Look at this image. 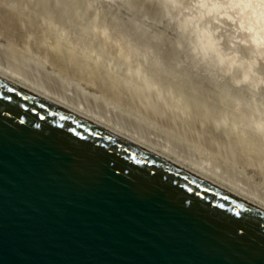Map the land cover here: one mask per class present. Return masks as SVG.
<instances>
[{
  "label": "water",
  "instance_id": "water-1",
  "mask_svg": "<svg viewBox=\"0 0 264 264\" xmlns=\"http://www.w3.org/2000/svg\"><path fill=\"white\" fill-rule=\"evenodd\" d=\"M0 264H264V210L0 74Z\"/></svg>",
  "mask_w": 264,
  "mask_h": 264
},
{
  "label": "rangeland",
  "instance_id": "rangeland-1",
  "mask_svg": "<svg viewBox=\"0 0 264 264\" xmlns=\"http://www.w3.org/2000/svg\"><path fill=\"white\" fill-rule=\"evenodd\" d=\"M46 1L47 2L44 1L45 3H43V0H36V1L35 0H11V1L10 0H0V62L1 63H3L6 66L13 68L14 70H16V72H19V73L23 74L24 76L31 77V78L33 77L32 79L37 80V81L39 80L40 82L45 83V85L47 84V87L50 86V88H52V89L56 90L58 93H60L61 96H66V97H70L73 99L76 98L79 100V102H80V100H81V102H84L85 105H86V103H88V105H86V106H91L92 109H94L95 111L97 110V112H100L101 114H104L105 116L107 115V117L109 115L108 118L111 117V119L114 118L113 120L117 119V120L121 121L122 125L124 127H127V128H129V127L133 128L134 127V129L137 128V130L142 132V134L146 131L144 133V137L147 136V137L151 138L152 140L154 139V141H156V142L159 141V142H162L163 144L165 143V145L167 144L168 147H170V148L172 147V149L176 153L178 152L180 155H183V157H186L188 159L190 157L191 160L206 164L209 168L215 170L216 172H218L221 175H224V176L232 179L236 183H239L240 185L244 186L247 190H250L253 193L255 192L259 195H263V197H264V160H263L264 159V148H263L264 147V143H263L264 137H262L261 134L258 136L257 134L254 133L256 135V137H258V138H256V137L253 138V140L255 138L258 139V140L255 139L256 140L255 143L258 146V148H256L257 151H255V152H254L255 149L254 150H250V149L248 150L247 149V152H245L246 150L240 151L243 148L242 147L243 145L239 144L237 146V144L240 142H236L237 141L236 136H238V138H240L239 136H241L242 134H247V132L243 133V131H245L246 128L248 131V128L251 125L250 124L251 122L248 123L247 120L250 121V119L252 118L251 120L253 122H255V124L252 123V127H253V125L257 126L259 124V122H260V125L261 124L264 125V122L261 121V120H264V117H263L264 116V103H263L264 100H261L262 102L260 101L261 103H258L257 107H255L258 112L254 116L252 113H249L248 111H251V110H250V108L248 110L247 105L249 104L248 101H249L250 97L246 95L247 93L243 92V90H241L242 92L241 91L238 92L237 90H239V88H241V87H239L237 89V87H235V86L233 87V84L231 82L226 81L227 79L231 80V76L228 77L229 75H227V76H225V78L222 76L224 78V80H221L222 78H220L221 75L218 73V70H216V68L214 69L209 64L207 66L208 62H206L205 60L202 61V62H205L204 64H202V62H201L203 67L201 65H199V60L197 58V55L193 54V52L190 50V47H188V43L186 40L187 38L185 36H183L182 34H179L181 32H179V30L177 28H175V26H174L175 24H173V23L170 24V23H168L167 18H163V15H162L163 13L161 12L162 10L160 11L161 6H159L161 4H159L158 0H157V2H156V0H132L131 5L133 7V10H131L132 7H130L131 9H129V7H124L125 8V10H124V8L122 9V7L120 8L118 5L112 6V7H114V9L112 8L113 13H116V11H117V14H120V15L122 14L124 17H127V18L132 16V14H134L133 17L135 18L136 17L135 12H137V11H138L136 14L137 18L139 17V15H138L139 13H140V16L142 14L143 17H140V18L145 19V20L144 19L143 20L141 19V20H142V22H145L146 25H144L145 23H143L144 26L141 25L142 28H139V29H137V27H135L132 23H131V25H129L130 23H128L129 21L126 18H125V20H124V18H121L124 21L123 23H126V25H125V24L121 23L122 21H121L120 17H116L115 14H113V13H112L113 15H110L108 10H111V7H109V5H107L105 3H101L103 5H99L100 3H98L96 6L97 8H96L95 7L96 2H94V0H80L81 2L79 1L78 4H77V2H74L77 4L76 10L77 11L79 10L77 12V11H75V7H72L74 4V3H72L73 0L70 1L72 3V5H70L71 3L68 4L69 2H66L65 0H61L62 3L60 2V0H55V2L57 1L58 3L57 2L55 3L53 0L52 1L46 0ZM49 1L52 4H54L52 7L53 10H51V7H49V6H52L51 4H48ZM63 1L66 3H63ZM91 1L94 2V4L91 3ZM129 2H130V0H129ZM157 3H158V5H157ZM45 4H47V6ZM92 4L94 5V8L92 7L93 6ZM66 5L68 7H66ZM69 5L71 6L70 8H69ZM98 5H99V7H98ZM129 5H130V3H129ZM57 6H59V7L61 6L60 7L61 11H60L59 7H58L59 8L58 11L57 10L54 11V9H57L54 7H57ZM100 6H102L101 10H105V11H101ZM44 8H45V10H43ZM46 8H49L51 11H49V9H46ZM72 8H74V9H72ZM63 9L67 10V12H68L67 14H69V12H70L69 15H72L74 12H77V13H74V15L75 14H77V15H75V17H74V15H72L73 17L68 16L65 13L66 11L62 12ZM70 9L73 11H71ZM115 9H117V10L115 11ZM93 10L98 11V12H95ZM126 10H130V12L126 11ZM131 11H132V14H131ZM55 12H56V14H55ZM60 12L62 13V15ZM71 12H73V13H71ZM141 12H143L144 14ZM159 12H161L160 13L161 15H159ZM45 13H47V14H45ZM82 14H83V16H82ZM39 15H41V18ZM56 15H58V16H56ZM64 15H66V16H64ZM156 15L157 16L159 15L158 16L159 17L158 22L156 21V19L158 18ZM76 16H78V21L81 19H82L81 21H83V22L85 21V23H83V25L84 24L90 25L86 21L91 23L92 22L91 20L93 19V17H95L93 19L95 22L93 21L91 24L94 23L96 25V27L93 24L92 29H91L92 25H91V27L87 26L88 29H87L86 25H84L85 26L84 28H82V27L79 28L80 27L79 24H82V22L79 21V23L77 24L76 22H78V21L76 20L77 19ZM85 16H89L90 21H89V19L87 20L88 17L86 18ZM109 16H112V17H109ZM46 17H47V19H46ZM53 17H55L56 19ZM58 17L60 19H58ZM65 17H69L70 21H68L67 18L65 19ZM79 17H81V19ZM83 17H85V20H83ZM160 17L162 18L161 21H160ZM74 18L76 21H74ZM62 19H64V20H62ZM60 20H62V22ZM162 20H163V23L161 24ZM67 21L72 23V24L75 22L74 23L75 25L73 24L74 26L73 25L71 26V24L68 23ZM115 21H117V22H115ZM64 22L68 23V25L70 24V27L68 25L64 24ZM118 22H119V24L116 25V23H118ZM110 23H112V24H110ZM167 24H169V25H167ZM132 25L134 26V28ZM76 26H77V28H76ZM172 26H173V28H171ZM73 27L76 28L75 29L76 32H74V33L72 31ZM85 28H86V30H84ZM98 28L100 30H96ZM102 28H103V30H102ZM104 28H106L107 32L106 31L104 32ZM81 29L84 30V32L85 31L87 32V30H89V29H91V30L94 29L93 32L96 31L95 33L92 34L93 36H91V35H90L91 37L89 36L90 38H93L92 40H94L91 43V45L93 44L92 46H90V47L88 46L89 40L84 41V43L82 42L81 38L85 37V38H83L84 40H86L87 38H86V36L83 35L84 32ZM132 29H134V31ZM78 30L80 32L82 31V33L80 34V32H78ZM91 30H89V31L92 32ZM101 30L103 31V33ZM126 30H128V31H126ZM98 31H101L102 35L100 32H99L100 35H98ZM121 31H122V33H121ZM135 31H137V32H135ZM146 31L147 32L149 31L150 33H152V35H150V33L149 32L147 33ZM134 32L135 33L139 32V38H138V34L136 35V34H134ZM154 32H156V33H154ZM75 33H77L78 35L80 34L83 37L80 35L77 37V36H75V35H77ZM141 33H143L144 36ZM60 34H62V35H60ZM106 34L109 36H112V37H109ZM114 34H116V35H114ZM119 34H121V36L123 34H126V35L125 36L123 35L122 38L121 37L119 38V36H120ZM153 34H155V35H153ZM94 36L97 40L100 38V40L102 39V41L98 40V42L100 41V43H97ZM98 36H100V37L98 38ZM130 37H132V38H130ZM134 37H136V38H134ZM145 37H147V38H145ZM151 37H154V38L152 39ZM79 38H80V40H79ZM47 39H48V41H47ZM72 39H73V41H72ZM118 39H120L121 41L119 42ZM123 40H125L126 43L129 42V45L133 42L132 43L133 47L137 44V47L135 46L136 48H138V45L140 48L143 45L144 46L146 45L145 46L146 48L148 46L153 47V50L151 48L150 49L152 50V52H151L152 56L153 55H155V56H153V58H150L151 57L150 52H147V51H149V49H148L149 47L146 50V48L143 46L145 48L144 51L147 52V56H145L144 54L143 55L148 60L147 61L148 63L145 61L146 59L144 60V58H143L144 56L142 55V53L144 52L143 47L141 48V50H140V48L138 50H140L141 52L143 51L141 53V56H143L142 59L145 62H143V60L141 59V56H137L139 59H141L140 60L141 63L142 62L143 63L141 65L138 64L139 66L137 65V63H131V61H133V60H131L133 58V55H132L131 59H130L131 55H129V57L124 58V56L126 55L125 53L127 52V56H128V54L131 53V52L128 53V51H130L131 49L133 50V51L131 50L132 51L131 54H133V52L134 53L138 52L137 55H139L140 52L137 49H135L136 52L134 51L133 48L129 49L128 43L125 44V42ZM133 40L135 41V43ZM176 40L178 43L176 42ZM183 40H185L186 43H183L184 42ZM112 41L114 42V44H110ZM85 42L88 43L87 46L90 50L88 48H85V47H87V46H85L86 45ZM90 42H91V40H90ZM101 42H104V43H101ZM136 42H138V43H136ZM122 43H124V44L122 45ZM181 43H182V45H179ZM120 44L122 45V47L120 46V49H119L118 46H116V45H120ZM132 44L130 46H132ZM160 44H162V45H160ZM56 46H57V48H56ZM96 46L100 49H98ZM91 47H94L96 49V51L94 48H91ZM113 47H115L114 50H113ZM123 47L124 48L127 47L126 49H129V50L123 49ZM58 49H59V51H58ZM66 49H67V51H66ZM77 49H80V50L78 51ZM52 50H53V52L56 51L55 54L52 52ZM121 50H122V52H121ZM81 51H82V53H81ZM112 51H114V52H112ZM44 52H46V53H44ZM86 52L91 53V54L87 55ZM72 53H74L75 55ZM11 54H13V55H11ZM71 54L73 57L71 56ZM191 54H193V55H191ZM89 55H91L93 58L94 57L95 58L93 59ZM104 55H106V56H104ZM135 55L136 54H134V58L136 59L137 57H135ZM148 56H150V57H148ZM194 56H196L197 61H196V58ZM76 57L77 58L79 57V58L77 59ZM86 58L92 59L91 61H88L90 63H86L87 61L84 60ZM158 58L160 59L159 60L160 66H157L158 65L157 64ZM103 59L106 61H104ZM107 59H108V61H107ZM126 59H128V60L130 59V62H129V64L131 63L130 66L128 63H126L128 61ZM149 59H154V60L156 59L157 60V61L155 60L157 63L154 60H151L154 62V65L151 66V69H149V65L150 64L152 65V62L151 61L149 62ZM121 60H123V61H121ZM137 62H139V61L137 60ZM197 62H198V64H197ZM145 63H147L148 67L145 66ZM162 63H164L163 65H165V67L162 65ZM86 64L88 66H90L89 68H91V66H92V68L94 69V70L90 69L92 71L89 70L90 73H88V74H87L86 70L82 69L83 67H85ZM105 64L107 66H105ZM125 64L126 65L128 64L129 67H127ZM132 64L137 65L138 68L139 67H141V68L145 67V69H143V72L147 71V73H148L149 71L147 69H149L150 71L152 69L153 70L149 73L150 76H149V74H147L146 76H143V79H142L141 75L146 74V73L142 72L143 74H140L141 70L137 69L136 66H135V68H134V66H132L133 69H130ZM204 65H205V69H204ZM119 66H121V67H119ZM70 67H72V68H70ZM105 67H107V69ZM159 67L162 69H160ZM207 67H209V68L211 67L212 69H214L215 74L212 70H210V71L207 70L208 69ZM87 68L88 67H85V69H87ZM154 68H158L160 70L156 69L158 71L153 72V71H155ZM82 70H84V71H82ZM101 70H103V71H101ZM104 70L105 71L107 70V71L105 72ZM109 70H110V72H108ZM133 70H135V71H133ZM168 70L169 71L171 70L170 71L171 73ZM160 71H162V72H160ZM203 71H204V73H203ZM205 71H209V72L206 73ZM261 71L264 72V67H263V70H261ZM92 72H95L96 74L93 73V76H92ZM164 72H166V73H164ZM97 73H98V75H97ZM111 73H112V75H111ZM158 73L161 75H159ZM212 73L215 77L219 74V76L216 77L218 80L215 77H213V75L211 77ZM135 74L136 75L138 74V75L136 76ZM165 74H167V76ZM175 74H177V76ZM179 74H180V76H179ZM79 75H81V76H79ZM107 75H110V76H107ZM139 75H140V77H138ZM173 75H174V77H173ZM91 77L93 79L96 77L95 80L96 79L97 80L92 81L93 79ZM117 77L120 79V81L118 80ZM150 77H151V79H150ZM167 77H169V78H167ZM176 77L179 79L176 80ZM226 77H228V78H226ZM111 78L113 79V81L111 80ZM131 79H132V81H130ZM157 79H159V80H157ZM215 79L220 84L222 82L221 87H223V83L225 84L228 82L229 84H225L226 86L230 85V83H231L232 88L237 89L236 91H232V93L235 92V94L233 96L237 95V96H235V97H237V100H236V98L234 99V97H230V95H231L230 90H233L232 88H230V86H229L230 89L227 88L228 86L221 88V87H219L220 85H218V83L216 84L217 81ZM147 80H148V83H147ZM100 81L103 82L102 85H101ZM116 81H117V83H116ZM125 81L126 82L128 81V83H129V85H127L128 88L130 85H131L130 88L134 87V85H138L139 87L143 85L144 87L142 86L143 87V91L141 92L142 94L139 93L140 95L135 96L133 94L134 90L132 91L133 93L130 92L131 89H129V92H128V88L127 89L125 87L123 88V85H121L122 83L124 84ZM224 81H226V82H224ZM98 82H100V83H98ZM133 82H134V85H132ZM104 83H106V84H104ZM118 83H120V85H118ZM135 83H137V84H135ZM171 83H172V85H171ZM98 84H100V85H98ZM73 85H76V86H73ZM93 85H95V86H93ZM188 86H189V88H188ZM217 86H218V89H217L218 91L216 90ZM117 87H119V88H117ZM142 87H141V89H142ZM145 87H146V89H144ZM122 88H123V90H122ZM219 88L223 91L224 94L221 92V90ZM225 88H227L228 90L226 91ZM125 90H127V91H125ZM152 91H154L153 92L154 94L151 93ZM167 91H168V94H166ZM225 91H226V96H225ZM228 91H230L229 92L230 94H227ZM125 92H127V93H125ZM236 93H238V94H236ZM130 94H133V95H130ZM135 94H136V92H135ZM151 94H153V95H151ZM159 94H161V95H159ZM203 94L206 96H204ZM219 94H221L223 97L219 96ZM262 94L264 96L263 92H262ZM181 95H183V96H181ZM228 95H229V97H228ZM137 96H140L142 98L137 97ZM155 96L157 98H155ZM175 96H176V100H175ZM184 96H186V97H184ZM199 96H201V97H199ZM183 97L185 99H183ZM245 97H247V99H248L247 102H245L246 101ZM151 98H153V100ZM167 98L170 100H168ZM202 98L205 100H203ZM155 99H156V101H155ZM162 99L164 100L163 102H162ZM229 99L233 100V102L231 101L232 104L229 101ZM78 100H76V101H78ZM235 100L238 101V106H237V103H235V108H234V107H231V105L232 106L234 105V102H236ZM150 101H151V103H149ZM175 101H176V103H175ZM182 101H183V103H182ZM163 103L165 105H163ZM216 103H217V105H216ZM228 103H229V105H228ZM245 103H247V105H245ZM189 104H191V105H189ZM254 104H256V102ZM182 105H184V106L182 107ZM197 105H199V107ZM179 106H181V107H179ZM248 106H251V104ZM151 107H153V108H151ZM210 107H212V108H210ZM165 108H166V110H165ZM198 108H200V110ZM229 108H231L234 111H232ZM236 109H237V112L239 111L238 113L235 111ZM245 110L248 112L245 115L249 114L248 117L250 115H252L251 118L249 117L250 119H248L247 116L244 115V113L246 112ZM240 111H242V112H240ZM230 112H232V113H230ZM226 113H228V114H226ZM189 114H191L193 116H191ZM235 114H237V115H235ZM240 114H242V115H240ZM257 114H258V116H257ZM262 114H263V116H262ZM226 115H228V116H226ZM231 115L232 116L234 115L235 117L234 116L232 117ZM236 116L240 117V118H238V117L237 118L240 119V121H243V125H242V123L239 122V120L237 121L238 123L235 121V120H237ZM191 117H193V118H191ZM195 117H196V119H195ZM241 117H242V120H241ZM188 118H190V119H188ZM243 118L244 119L246 118L247 120L245 121ZM195 122H196V124H195ZM256 122H258V123H256ZM231 123L232 124L237 123L238 125L237 124L232 125ZM244 123L246 124V128L244 127L245 126ZM208 124H210V125H208ZM226 124H229V125H226ZM247 124H249V127ZM125 125H127V126H125ZM212 125H214V126H212ZM201 126H203V127H201ZM234 126H235L236 130L234 129ZM226 127H228L229 129ZM253 128H255V127H253ZM262 128H263V126H262ZM228 130H230V131H228ZM239 130L242 133H240ZM221 132H223L224 134ZM146 133H147V135H146ZM237 133H239L240 135ZM234 136H235V139H234ZM249 136L252 137V135H249ZM249 136L245 135V138L246 137L248 138ZM242 137H244V135H242ZM261 138H262V141H261ZM259 147H262V148H259ZM227 150H228V152H227ZM249 151L251 154L249 153ZM239 152H240V154H239ZM257 157L259 158L258 160L256 159ZM251 161H252V163H251ZM258 192H260V193H258Z\"/></svg>",
  "mask_w": 264,
  "mask_h": 264
},
{
  "label": "bare ground",
  "instance_id": "bare-ground-1",
  "mask_svg": "<svg viewBox=\"0 0 264 264\" xmlns=\"http://www.w3.org/2000/svg\"><path fill=\"white\" fill-rule=\"evenodd\" d=\"M11 1V0H10ZM36 1V0H35ZM47 2L46 0H43V3H45V2ZM52 1V0H51ZM54 2H55V0H53ZM66 2H69L68 4H70L71 2L70 1H72V0H65ZM80 0H73L72 1V3H74V2H77V4H78V2H79ZM131 1L132 0H130V2H129V0H94V2H96V5H95V7L97 6V4L98 3H100L99 5H103V4H101V3H105V4H107V5H109V7H111V10H108V12L110 13V15H113V14H115V16L116 17H120V19L121 18H124V20H125V18L126 19H128V23H130L129 25H131V23L135 26V27H137V29H139V28H142V26L141 25H143V23H145V22H142V20L144 19V18H140V17H143L142 16V14H141V16H140V13L138 14L139 15V17L137 18V12H135L136 14H135V18L133 17V15L134 14H132V11H131V14H132V16H128L129 18H127V17H124L122 14L120 15V14H117V9H115V11H116V13H113V9H114V7H112V6H115V5H118L120 8L122 7V9L124 8V7H129V9H131L130 7H132V5H131ZM159 1V4H161V5H159V6H161V9H160V11L163 13L162 15H163V18H167V21H168V23H170V24H175L174 26H175V28H177L178 30H179V32H181V33H179V34H182L183 36H185L187 39V43H188V47H190V50L193 52V54H195V55H197V58H198V60H199V65H201L202 67H203V65L202 64H204L205 62H202V61H206V62H208L207 63V66H208V64L211 66V67H213L214 69L216 68V70H218V73L221 75L220 76V78H222L221 80H224V78H225V76H227V75H229L228 77H230L231 76V80H226V81H229V82H231L232 84H233V87L235 86V87H237V89L239 88V87H241V88H239V90H237V89H233L232 88V85H231V83H230V85H225V84H229L228 82L227 83H223V87H227L228 89H230V88H232L233 90H230L231 91V95H230V97H234V99L236 98V100H237V97H235V96H237V95H235V96H233L234 94H235V92H233L232 93V91H241V90H243V92H245V93H247L246 95L247 96H249L250 98H249V104L248 105H250L251 104V106H248L247 105V103H245V105H247V108H248V110H249V108H250V110L251 111H248L249 113H252L253 114V116L258 112L257 111V109L255 108V107H257V104L258 103H261L262 101L261 100H264V96H263V94H262V92L264 93V72L263 71H261V70H263V65H264V0H158ZM8 2V1H7ZM42 2V1H41ZM57 2V1H56ZM55 2V3H56ZM60 2L62 3V1L60 0ZM66 2H64L63 1V3H66ZM81 2V1H80ZM94 2H92L91 1V3H93L94 4ZM156 2H157V0H156ZM58 3V2H57ZM72 3L70 4V5H72ZM129 3H130V5H129ZM5 4V3H4ZM48 4H51L52 6H49V7H51V10H53L52 9V7H53V5L54 4H52L50 1L48 2ZM60 4V3H59ZM76 3H74L73 4V6L72 7H75V11H77L76 10V5H77ZM92 4V5H93ZM133 4V3H132ZM46 6H47V4H45ZM44 5V6H45ZM57 5V4H56ZM55 5V6H56ZM61 5V4H60ZM64 5V4H63ZM69 5V8L71 7ZM75 5V6H74ZM91 5V6H92ZM99 5H98V7H99ZM157 5H158V3H157ZM29 6V5H28ZM62 6V5H61ZM60 6V7H61ZM5 7V6H4ZM9 7V6H8ZM59 6H57V7H54V8H57V9H54V11L55 10H57L58 11V9L60 8H58ZM64 7V6H63ZM62 7V8H63ZM66 7H68L67 5H66ZM93 8H94V5L92 6ZM101 7L102 6H100V10H101ZM97 8V7H96ZM113 8V9H112ZM119 8V9H120ZM46 9H49V8H46ZM68 9V8H67ZM72 9H74V8H72ZM90 9V8H89ZM92 9V8H91ZM99 9V8H98ZM143 9V8H142ZM20 10V9H19ZM29 10V9H28ZM43 10H45V8L43 9ZM50 9H49V11H51ZM71 10V9H70ZM69 10V11H70ZM99 10V11H100ZM124 10H125V8H124ZM131 10H133V7H132V9ZM10 11V10H9ZM56 11V12H57ZM60 11H61V8H60ZM64 11H66L65 13H66V15H68V16H72V15H74V13H77V12H71V13H73L72 15H69L70 14V12H69V14H67L68 12H67V10L65 9H63V11L62 12H64ZM71 11H73V10H71ZM93 11H95V10H93ZM101 11H105V10H101ZM126 11H129L130 12V10H126ZM141 11V10H140ZM31 12V11H30ZM53 12V11H52ZM56 12H55V14H56ZM95 12H98V11H95ZM161 12H159V15H161L160 13ZM32 13V12H31ZM58 13V12H57ZM61 13V12H60ZM64 13V14H65ZM90 13V12H89ZM100 13V12H99ZM106 13V12H105ZM113 13V14H112ZM127 13V12H126ZM134 13V12H133ZM141 13H143V12H141ZM42 14V13H41ZM45 14H47V13H45ZM108 14V13H107ZM117 14V15H116ZM144 14V13H143ZM61 15H62V13H61ZM66 15H64V16H66ZM75 15H77V14H75ZM75 15H74V17H75ZM158 15V16H159ZM40 16V18H41V15H39ZM44 16V15H43ZM55 16V15H54ZM56 16H58V15H56ZM63 16V17H64ZM79 16V15H78ZM78 16H76V20L78 21ZM82 16H83V14H82ZM81 16V17H82ZM91 16V15H90ZM107 16V15H106ZM157 16V15H156ZM157 16V17H158ZM37 17V16H36ZM73 17V16H72ZM81 17H79L80 19H81ZM86 18H87V20L89 19V21H90V17L89 16H85ZM85 17H83V20H85ZM98 17V16H97ZM109 17H112V16H109ZM26 18V17H25ZM53 18H55V17H53ZM62 18V17H61ZM68 19V21H70L69 20V17H65V19ZM95 17H93V19H94ZM101 18V17H100ZM140 18V19H139ZM46 19H47V17H46ZM56 19V18H55ZM54 19V20H55ZM58 19H60L59 17H58ZM72 19V18H71ZM91 20L92 22L94 21V20ZM99 19V18H98ZM97 19V20H98ZM112 19V18H111ZM119 19V18H118ZM119 19V20H120ZM142 19V20H141ZM161 17H160V21H161ZM41 20V19H40ZM43 20V19H42ZM62 20H64V19H62ZM62 20H60L61 22H62ZM75 20V18H74V21H76ZM82 20V19H81ZM81 20H79V21H81ZM115 20V19H114ZM118 20V21H119ZM145 20V19H144ZM158 20H159V17L156 19V21L158 22ZM12 21V20H11ZM51 21V20H50ZM67 21V22H68ZM73 21V20H72ZM79 21L78 22H76L77 24L79 23ZM121 23L122 24H125L126 25V23H123L124 21L121 19ZM127 21V20H126ZM140 23H139V22ZM159 21V22H160ZM44 22V21H43ZM47 22V21H46ZM66 22V21H65ZM64 22V24H66V25H68V23H70V22H68V23H65ZM82 22V24H79L80 25V27L79 28H84L85 26L84 25H86V24H84L83 25V23H85V21L83 22V21H81ZM87 23H89L90 25H86V27L87 26H89V27H91V25H92V27H91V29L93 28V24H91L90 22H88V21H86ZM95 22V21H94ZM108 22V21H107ZM114 22V21H113ZM115 22H117V21H115ZM120 22V21H119ZM119 22L118 23H116V25L117 24H119ZM149 22V21H148ZM75 23V22H74ZM73 23V24H74ZM155 23V22H154ZM163 23V20H162V22H161V24ZM40 24V23H39ZM51 24V23H50ZM71 24V26L73 25L72 23H70ZM70 24L68 25L69 27H70ZM99 24V23H98ZM110 24H112V23H110ZM160 24V23H159ZM160 24V25H161ZM29 25V24H28ZM75 25V24H74ZM73 25V26H74ZM82 25V26H81ZM115 25V24H114ZM132 25V26H133ZM144 25H146V23L144 24ZM143 25V26H144ZM167 25H169V24H167ZM22 26V25H21ZM65 26V25H64ZM94 26L96 27V25L94 24ZM134 26H133V28H134ZM11 27V26H10ZM28 27V26H27ZM66 27V26H65ZM98 27V26H97ZM110 27V26H109ZM129 27V26H128ZM154 27V26H153ZM163 27V26H162ZM21 28V27H20ZM76 28H77V26H76ZM76 28H72L73 30V33L74 32H76L75 31V29ZM78 28V29H79ZM113 28V27H112ZM132 28V27H131ZM156 28V27H155ZM171 28H173V26L171 27ZM59 29V28H58ZM69 29V28H68ZM87 29H88V27H87ZM91 29H89V30H91ZM95 29V28H94ZM93 29V30H94ZM116 29V28H115ZM122 29V28H121ZM150 29V28H149ZM148 29V30H149ZM9 30V29H8ZM37 30V29H36ZM47 30V29H46ZM54 30V29H53ZM62 30V29H61ZM80 30V29H79ZM78 30V32H80ZM82 30V29H81ZM84 30H86V28L84 29ZM84 30H82L83 32H84ZM89 30H87V32L85 31L84 33H83V35L84 36H86V40H84L83 38H85V37H83L82 35H80L81 33H82V31L80 32V36H82L83 38H81L82 39V42L84 43V41H88L89 42V47L90 46H92L91 45V43H92V41H94V40H92L93 38H90L91 36H93L92 34L93 33H95V32H93V30H91L92 32H90ZM96 30H100L99 28L98 29H96ZM102 30H103V28H102ZM101 30V31H102ZM118 30V29H117ZM133 31H134V29H132ZM131 30V31H132ZM136 30V29H135ZM43 31V30H42ZM58 31V30H57ZM69 31V30H68ZM101 31H98V35H100L99 34V32L101 33ZM107 32V30H106V28H104V32ZM123 31V30H122ZM122 31H121V33H122ZM126 31H128V30H126ZM130 31V32H131ZM177 31V30H176ZM71 32V31H70ZM77 32V33H78ZM111 32V31H110ZM135 32H137V31H135ZM134 32V34H138V38H139V32L138 33H135ZM145 32V31H144ZM147 32V31H146ZM149 32V31H148ZM147 32V33H148ZM153 32V31H152ZM52 33V32H51ZM54 33V32H53ZM68 33V32H67ZM77 33H75V34H77ZM102 33H103V31H102ZM102 33H101V35H102ZM116 33V32H115ZM128 33V32H127ZM150 33V32H149ZM154 33H156V32H154ZM12 34V33H11ZM131 34V33H130ZM133 34V35H134ZM141 34H143V33H141ZM161 34V33H160ZM49 35V34H48ZM60 35H62V34H60ZM69 35V34H68ZM71 35V34H70ZM78 34L77 35H75V36H79ZM91 35V36H90ZM95 35V34H94ZM107 35V34H106ZM114 35H116V34H114ZM118 35V34H117ZM120 36H119V38L121 37H123V35L125 36L126 34H123L122 36H121V34H119ZM135 35V36H136ZM148 35V34H147ZM150 35H152V33H150ZM153 35H155V34H153ZM159 35V34H158ZM90 36V37H89ZM107 36H109V35H107ZM143 36H144V34H143ZM182 36V37H183ZM53 37V36H52ZM90 39H89V38ZM100 36H98V38H99ZM102 37V36H101ZM109 37H112V36H109ZM181 37V38H182ZM48 38V37H47ZM75 38V37H74ZM94 38H95V36H94ZM103 38V37H102ZM126 38V37H125ZM130 38H132V37H130ZM134 38H136V37H134ZM145 38H147V37H145ZM152 39L154 38V37H151ZM157 38V37H156ZM159 38V37H158ZM151 39V40H152ZM64 40V39H63ZM77 40V39H76ZM79 40H80V38H79ZM90 40H91V42H90ZM95 40L97 41V43H100V41H102V39L100 40V38L98 39V40H100L99 42H98V40L95 38ZM119 40V42L121 41L120 39H118ZM129 40V39H128ZM135 40V39H134ZM133 40V41H134ZM139 40V39H138ZM47 41H48V39H47ZM61 41V40H60ZM72 41H73V39H72ZM104 41V40H103ZM106 41V40H105ZM108 41V40H107ZM114 41V40H113ZM112 41V42H113ZM117 41V40H116ZM124 42H125V44H127L128 43V45H129V42H127L126 43V41L125 40H123ZM140 41V40H139ZM148 41V40H147ZM155 41V40H154ZM179 41V40H178ZM184 42L183 43H186L185 42V40H183ZM52 42V41H51ZM81 42V43H82ZM110 43V44H114V42L113 43ZM132 42V41H131ZM176 42H177V40H176ZM180 42V41H179ZM54 43V42H53ZM66 43V42H65ZM86 43V45L85 46H87V42H85ZM101 43H104V42H101ZM116 43V42H115ZM133 43V42H132ZM131 43V44H132ZM134 43H135V41H134ZM136 43H138V42H136ZM178 43V42H177ZM41 44V43H40ZM95 44V43H94ZM124 43H122V45H123ZM130 44V45H131ZM145 44V43H144ZM148 44V43H147ZM61 45V44H60ZM79 45V44H78ZM97 45V44H96ZM106 45V44H105ZM108 45V44H107ZM122 45L120 44V45H116V46H118V48L120 49V46L122 47ZM129 45V49L130 48H133L134 49V51L136 52V50L135 49H139L140 47H139V45H138V48H136L137 47V44L133 47V44H132V46H130ZM155 45V44H154ZM160 45H162V44H160ZM179 45H182V43L181 44H179ZM40 46V45H39ZM38 46V47H39ZM55 46V45H54ZM53 46V47H54ZM68 46V45H67ZM88 46L87 47H85V48H88ZM104 46V45H103ZM109 46V45H108ZM125 46V45H124ZM127 46V45H126ZM144 46V45H143ZM143 46H141V48L143 47ZM146 46V45H145ZM144 46V47H145ZM22 47V46H21ZM36 47V46H35ZM34 47V48H35ZM50 47V46H49ZM81 47V46H80ZM97 47V46H96ZM143 47V51L145 50V48ZM149 47V46H148ZM147 47V48H148ZM56 48H57V46H56ZM60 48V47H59ZM67 48V47H66ZM84 48V47H83ZM91 48H94V47H91ZM98 48V47H97ZM108 48V47H107ZM111 48V47H110ZM127 48V47H126ZM126 48H124L123 47V49H126ZM141 48H140V50H141ZM147 48H146V50H147ZM153 50V47H149L148 49H149V51H147V52H150V56H148V57H150V58H153V56H155V55H153L152 56V50ZM42 49V48H41ZM81 49V48H80ZM80 49H77L78 51L80 50ZM89 49V48H88ZM95 49V48H94ZM93 49V50H94ZM98 49H100V48H98ZM106 49V48H105ZM109 49V48H108ZM107 49V50H108ZM112 49V48H111ZM115 49V47H113V50ZM129 49H126V50H129ZM48 50V49H47ZM69 50V49H68ZM71 50V49H70ZM82 50V49H81ZM90 50V49H89ZM132 50V49H131ZM128 51V53L129 52H131L132 53V51ZM140 50H138L140 53H139V55H137V53H134L133 52V54H128V56H127V52L125 53L126 55L124 56V58H126V57H129V55H131L130 56V59H131V57H132V55H133V58L131 59V60H133V61H131V63H137V65L139 64V65H141L143 62H147L148 60L145 58V56H147V52H141ZM151 50V51H150ZM32 51V50H31ZM35 51V50H34ZM58 51H59V49H58ZM57 51V52H58ZM66 51H67V49H66ZM75 51V50H74ZM95 51H96V49H95ZM120 51V50H119ZM156 51V50H155ZM178 51V50H177ZM5 52V51H4ZM48 52V51H47ZM52 52H53V50H52ZM56 52V51H55ZM55 52H53L54 54H55ZM69 52V51H68ZM99 52V51H98ZM97 52V53H98ZM102 52V51H101ZM112 52H114V51H112ZM121 52H122V50H121ZM169 52V51H168ZM42 53V52H41ZM44 53H46V52H44ZM59 53V52H58ZM71 53V52H70ZM81 53H82V51H81ZM141 53H142V55L144 56H141ZM146 53V54H145ZM155 53V52H154ZM161 53V52H160ZM72 54H74V53H72ZM72 54H71V56H72ZM77 54V53H76ZM86 54L88 55V54H91V53H87L86 52ZM108 54V53H107ZM134 54H136L135 55V57H137V56H141V59H142V57L144 58V60H143V62L141 63V59H139L138 57L135 59L134 58ZM188 54V53H187ZM193 54H191V55H193ZM11 55H13V54H11ZM75 55V54H74ZM84 55V54H83ZM93 55V54H92ZM149 55V54H148ZM162 55V54H161ZM166 55V54H165ZM51 56V55H50ZM64 56V55H63ZM89 56H91V55H89ZM104 56H106V55H104ZM109 56V55H108ZM157 56V55H156ZM73 57V56H72ZM99 57V56H98ZM147 57V58H148ZM158 57V56H157ZM156 57V58H157ZM162 57V56H161ZM191 57V56H190ZM195 58H196V56H194ZM65 58V57H64ZM77 58V57H76ZM79 58V57H78ZM77 58V59H78ZM90 58V57H89ZM91 58H93L92 56H91ZM95 58V57H94ZM93 58V59H94ZM106 58V57H105ZM112 58V57H111ZM121 58V57H120ZM123 58V57H122ZM164 58V57H163ZM176 58V57H175ZM186 58V57H185ZM197 58H196V61H197ZM116 59V58H115ZM130 59L128 60V59H126V60H128L126 63H128L129 64V62H130ZM162 59V58H161ZM50 60V59H49ZM75 60V59H74ZM84 60H86L87 62L86 63H90V62H88V61H91L92 59H84ZM99 60V59H98ZM104 60V59H103ZM102 60V61H103ZM137 60L139 61V62H137ZM151 60H154V59H149V62L151 61ZM156 60V59H155ZM154 60V61H155ZM160 59L158 58V65L157 66H160V64H159V61ZM183 60V59H182ZM94 61V60H93ZM104 61H106V60H104ZM107 61H108V59H107ZM117 61V60H116ZM121 61H123V60H121ZM195 61V62H196ZM74 62V61H73ZM125 62V61H124ZM152 62V65L150 64H148L149 65V69H151V66H153L154 65V62L153 61H151ZM164 62V61H163ZM181 62V61H180ZM201 62H202V64H201ZM10 63V62H9ZM79 63V62H78ZM81 63V62H80ZM106 63V62H105ZM110 63V62H109ZM112 63V62H111ZM122 63V62H121ZM120 63V64H121ZM130 63V64H131ZM148 63V62H147ZM147 63H145V66L146 67H148L147 66ZM155 63V64H156ZM27 64V63H26ZM76 64V63H75ZM103 64V63H102ZM128 64L126 65L127 67H129L130 66V64H129V66H128ZM164 63H162V65H163ZM195 64V63H194ZM197 64H198V62H197ZM68 65V64H67ZM80 65V64H79ZM97 65V64H96ZM101 65V64H100ZM116 65V64H115ZM137 65H134V64H132L131 65V67H130V69H133L132 68V66H134V68H135V66H136V68L137 69H140L141 71H140V74H143V73H146V74H143V75H141L142 77V79H143V76H146L147 74H149L151 71L149 70V69H147L149 72L147 73V71L146 72H143V69H145V67L144 68H141V67H139L138 68V66ZM190 65V64H189ZM193 65V64H192ZM206 65V64H205ZM205 65H204V69H205ZM52 66V65H51ZM99 66V65H98ZM105 66H107L106 64H105ZM156 66V67H157ZM164 67H165V65H163ZM197 66V65H196ZM24 67V66H23ZM73 67V66H72ZM72 67H70V68H72ZM85 67H90V66H88L87 64L85 65ZM85 67H83L82 69H84V70H86V72H87V74L88 73H90V71H92V70H90V69H93L92 68V66H91V68H87V69H85ZM116 67V66H115ZM119 67H121V66H119ZM125 67V66H124ZM143 67V66H142ZM162 67V66H161ZM210 67V68H211ZM106 69H107V67H105ZM160 68V67H159ZM197 68V67H196ZM208 68V69H207ZM206 69L207 70H212L213 72H214V74H215V71H214V69H210L209 67H207ZM155 69V71H153V72H156V71H158V70H160V69H162V68H160V69H158V68H154ZM156 69H158V70H156ZM199 69V68H198ZM201 69V68H200ZM67 70V69H66ZM72 70V69H71ZM84 70H82V71H84ZM88 70V71H87ZM90 70V71H89ZM94 70V69H93ZM96 70V69H95ZM100 70V69H99ZM98 70V71H99ZM119 70V69H118ZM136 70V69H135ZM135 70H133V71H135ZM202 70V69H201ZM61 71V70H60ZM81 71V72H82ZM101 71H103V70H101ZM105 71V70H104ZM107 71V70H106ZM105 71V72H106ZM114 71V70H113ZM132 71V70H131ZM163 71V70H162ZM162 71H160V72H162ZM169 71V70H168ZM171 71V70H170ZM169 71V72H170ZM209 71H205L206 73H208ZM211 71V72H212ZM44 72V71H43ZM108 72H110V70L108 71ZM115 72V71H114ZM121 72V71H120ZM123 72V71H122ZM143 72V73H142ZM210 72V73H211ZM79 73V72H78ZM93 73H95V72H92V76H93ZM116 73V72H115ZM119 73V72H118ZM130 73V72H129ZM164 73H166V72H164ZM171 73V72H170ZM177 73V72H176ZM197 73V72H196ZM199 73V72H198ZM203 73H204V71H203ZM217 73V74H218ZM263 73V74H262ZM0 74L1 75H3V76H5V77H7V78H9V79H11V80H14V81H16V82H18V83H20V84H22V85H24V86H26V87H28V88H30V89H32V90H34V91H36V92H38V93H40V94H42V95H44V96H46V97H48V98H51V99H53V100H55V101H57V102H59V103H61V104H63V105H65V106H68V107H70V108H72L73 110H75V111H77V112H79V113H81V114H83V115H85V116H87V117H90V118H92V119H94V120H97V121H99V122H101V123H103V124H105V125H107V126H109V127H111V128H113V129H115V130H117V131H119V132H122V133H124V134H126V135H128V136H130L131 138H133V139H135V140H137V141H139L140 143H142V144H144V145H146V146H148V147H150L151 149H153V150H155V151H157V152H159L160 154H162V155H164V156H166V157H168V158H170L171 160H173V161H175V162H177V163H179L180 165H182V166H184V167H186V168H188L189 170H191V171H193V172H195V173H197V174H199L200 176H202V177H204V178H206V179H208L209 181H211V182H213V183H215V184H217V185H219L220 187H222V188H224V189H226V190H228V191H230L231 193H233V194H235V195H238V196H240V197H242V198H244V199H246V200H248V201H250V202H252V203H254V204H256L257 206H259L261 209H263L264 210V197H263V195H259V194H257V193H253V192H251L250 190H247L244 186H242V185H240L239 183H236L235 181H233L232 179H230V178H228V177H226V176H224V175H221V174H219L218 172H216L215 170H213V169H211V168H209L206 164H203V163H199V162H197V161H194V160H191L190 159V157H189V159L188 158H186V157H183V155H180L178 152L176 153L173 149H172V147L170 148V147H168L167 146V144L165 145V143L163 144L162 142H156V141H154V139L152 140L151 138H149V137H144V133L146 132H144L143 134H142V132H140V131H138L137 130V128L136 129H134V127L133 128H130L129 126V128H127V127H124L123 125H122V122L121 121H119V120H113V119H111V117L110 118H108L109 117V115H108V117H107V115L105 116L104 114H101L100 112H97V110L95 111L94 109H92V107L91 106H86V105H88V103H86V105H85V103L84 102H81V100H80V102H79V100L78 99H73V98H70V97H66V96H61L60 95V93H58L56 90H54V89H52V88H50V86H48L47 87V84L45 85V83H42V82H40L39 80L37 81V80H34V79H32L31 77H27V76H24L23 74H21V73H19V72H16V70H14L13 68H11V67H9V66H6V65H4L3 63H1L0 62ZM86 74V75H87ZM96 74V73H95ZM154 74V73H153ZM156 74V73H155ZM159 74V73H158ZM168 74V73H167ZM167 74H165L166 76H167ZM193 74V73H192ZM219 74L217 75V76H219ZM97 75H98V73H97ZM104 75V74H103ZM111 75H112V73H111ZM132 75V74H131ZM136 75V74H135ZM138 75V74H137ZM136 75V76H137ZM152 75V74H151ZM159 75H161V74H159ZM176 76H177V74H175ZM212 75H213V73L211 74V77H212ZM79 76H81V75H79ZM89 76V75H88ZM107 76H110V75H107ZM120 76V75H119ZM149 76H150V74H149ZM172 76V75H171ZM179 76H180V74H179ZM216 76V77H217ZM224 78H223V77ZM38 77V76H37ZM72 77V76H71ZM77 77V76H76ZM99 77V76H98ZM102 77V76H101ZM113 77V76H112ZM121 77V76H120ZM138 77H140V75L138 76ZM161 77V76H160ZM173 77H174V75H173ZM172 77V78H173ZM213 77H215L214 75H213ZM215 77V78H216ZM228 77H226V78H228ZM85 78V77H84ZM92 78V77H91ZM96 78V77H95ZM95 78L92 80V81H94L95 80ZM118 78V77H117ZM127 78V77H126ZM125 78V79H126ZM136 78V77H135ZM147 78V77H146ZM167 78H169V77H167ZM166 78V79H167ZM199 78V77H198ZM57 79V78H56ZM129 79V78H128ZM150 79H151V77H150ZM164 79V78H163ZM171 79V78H170ZM177 79H179V78H177L176 77V80ZM217 79V78H216ZM215 79V80H216ZM230 79V78H229ZM87 80V79H86ZM90 80V79H89ZM97 80V79H96ZM95 80V81H96ZM105 80V79H104ZM111 80L113 81V79L111 78ZM118 80L120 81V79L118 78ZM122 80V79H121ZM127 80V79H126ZM140 80V79H139ZM157 80H159V79H157ZM169 80V79H168ZM173 80V79H172ZM181 80V79H180ZM214 80V79H213ZM218 80V79H217ZM216 80V81H217ZM124 81V80H123ZM130 81H132V79L130 80ZM171 81V80H170ZM174 81V80H173ZM220 81V80H219ZM226 81H224V82H226ZM54 82V81H53ZM59 82V81H58ZM101 82V81H100ZM100 82H98V83H100ZM138 82V81H137ZM221 82V81H220ZM64 83V82H63ZM102 83L103 82H101V85H102ZM116 83H117V81H116ZM142 83V82H141ZM147 83H148V80H147ZM168 83V82H167ZM170 83V82H169ZM183 83V82H182ZM218 83V85H220L219 87H221L222 85V82H221V84L217 81L216 82V84ZM93 84V83H92ZM104 84H106V83H104ZM132 84V83H131ZM135 84H137V83H135ZM176 84V83H175ZM97 85V84H96ZM98 85H100V84H98ZM118 85H120V83H118ZM121 85H123V88L125 87L126 89L128 88V86L127 85H129V83H128V81L126 82L125 81V83L123 84H121ZM132 85H134V82H133V84ZM146 85V84H145ZM148 85V84H147ZM171 85H172V83H171ZM73 86H76V85H73ZM93 86H95V85H93ZM127 86V87H126ZM131 86V85H130ZM130 86H129V88H128V92H129V89H131V91L130 92H132L133 90H134V95L136 96V95H140L139 93H141L142 91H143V87L142 86H138V85H134V87H132V88H130ZM150 86V85H149ZM183 86V85H182ZM229 86H230V88H229ZM101 87V86H100ZM112 87V86H111ZM121 87V86H120ZM139 87V88H138ZM141 87H142V89H141ZM169 87V86H168ZM179 87V86H178ZM177 87V88H178ZM223 87H221V88H223ZM104 88V87H103ZM117 88H119V87H117ZM123 88H122V90H123ZM153 88V87H152ZM180 88V87H179ZM188 88H189V86H188ZM227 88H225L226 89V91L228 90ZM109 89V88H108ZM144 89H146V87L144 88ZM160 89V88H159ZM165 89V88H164ZM182 89V88H181ZM180 89V90H181ZM218 89V86H217V88H216V90ZM220 89V88H219ZM224 89V90H225ZM104 90V89H103ZM116 90V89H115ZM120 90V89H119ZM169 90V89H168ZM176 90V89H175ZM179 90V91H180ZM194 90V89H193ZM199 90V89H198ZM215 90V89H214ZM221 90V89H220ZM219 90V91H220ZM118 91V90H117ZM125 91H127V90H125ZM174 91V90H173ZM177 91V90H176ZM189 91V90H188ZM218 91V90H217ZM226 91H225V96H226ZM230 91H228V93L227 94H230L229 92ZM135 92H136V94H135ZM154 91H152L151 93H153ZM161 92V91H160ZM199 92V91H198ZM221 92L223 93V91L221 90ZM242 92V91H241ZM125 93H127V92H125ZM173 93V92H172ZM178 93V92H177ZM183 93V92H182ZM218 93V92H217ZM216 93V94H217ZM133 94H130V95H133ZM142 94V93H141ZM154 94V93H153ZM153 94H151V95H153ZM166 94H168V91H167V93ZM170 94V93H169ZM180 94V93H179ZM196 94V93H195ZM224 94V93H223ZM236 94H238V93H236ZM240 94V93H239ZM244 94V93H243ZM110 95V94H109ZM122 95V94H121ZM147 95V94H146ZM149 95V94H148ZM159 95H161V94H159ZM185 95V94H184ZM204 95V94H203ZM120 96V95H119ZM124 96V95H123ZM143 96V95H142ZM164 96V95H163ZM172 96V95H171ZM181 96H183V95H181ZM204 96H206V95H204ZM219 96H222L221 94H219ZM218 96V97H219ZM262 96V97H261ZM86 97V96H85ZM96 97V96H95ZM128 97V96H127ZM137 97H140V96H137ZM145 97V96H144ZM160 97V96H159ZM179 97V96H178ZM177 97V98H178ZM184 97H186V96H184ZM183 97V99H185ZM188 97V96H187ZM199 97H201V96H199ZM223 97V96H222ZM221 97V98H222ZM228 97H229V95H228ZM244 97V96H243ZM140 98H142V97H140ZM155 98H157L156 96H155ZM166 98V97H165ZM172 98V97H171ZM213 98V97H212ZM91 99V98H90ZM152 100H153V98H151ZM168 99V98H167ZM203 99V98H202ZM232 99V98H231ZM231 99H229V101L231 102H233V100H231ZM245 99H246V101L245 102H247V97H245ZM76 100H78V101H76ZM94 100V99H93ZM97 100V99H96ZM168 100H170V99H168ZM175 100H176V96H175ZM196 100V99H195ZM194 100V101H195ZM203 100H205V99H203ZM211 100V99H210ZM235 100V101H236ZM239 100V99H238ZM155 101H156V99H155ZM154 101V102H155ZM161 101V100H160ZM164 100L162 99V102H163ZM185 101V100H184ZM202 101V100H201ZM208 101V100H207ZM240 101V100H239ZM242 101V100H241ZM261 101V102H260ZM98 102V101H97ZM100 102V101H99ZM147 102V101H146ZM145 102V103H146ZM172 102V101H171ZM170 102V103H171ZM203 102V101H202ZM228 102V101H227ZM232 102H231V104H232ZM256 102V104H254ZM84 103V104H83ZM137 103V102H136ZM149 103H151V101L149 102ZM159 103V102H158ZM174 103V102H173ZM175 103H176V101H175ZM182 103H183V101H182ZM196 103V102H195ZM204 103V102H203ZM213 103V102H212ZM219 103V102H218ZM222 103V102H221ZM224 103V102H223ZM235 103H237V106H238V101H236V102H234V105L232 106L231 105V107H234L235 108ZM240 103V102H239ZM244 103V102H243ZM242 103V104H243ZM264 103V102H263ZM157 104V103H156ZM202 104V103H201ZM160 105V104H159ZM163 105H165L164 103H163ZM179 105V104H178ZM189 105H191V104H189ZM188 105V106H189ZM211 105V104H210ZM216 105H217V103H216ZM222 105V104H221ZM228 105H229V103H228ZM244 105V104H243ZM108 106V105H107ZM143 106V105H142ZM147 106V105H146ZM184 105H182V107H183ZM198 107H199V105H197ZM241 106V105H240ZM92 109H90V108ZM94 107V106H93ZM100 107V106H99ZM161 107V106H160ZM168 107V106H167ZM173 107V106H172ZM171 107V108H172ZM179 107H181V106H179ZM102 108V107H101ZM151 108H153V107H151ZM187 108V107H186ZM210 108H212V107H210ZM237 108V107H236ZM174 109V108H173ZM179 109V108H178ZM181 109V108H180ZM199 110H200V108H198ZM229 109H231V108H229ZM102 110V109H101ZM165 110H166V108H165ZM188 110V109H187ZM232 110V109H231ZM173 111V110H172ZM177 111V110H176ZM181 111V110H180ZM232 111H234V110H232ZM236 112H237V109L235 110ZM246 111V110H245ZM244 111V112H245ZM154 112V111H153ZM219 112V111H218ZM239 112V111H238ZM237 112V113H238ZM240 112H242V111H240ZM247 111L244 113V115L246 114V113H248ZM104 113V112H103ZM120 113V112H119ZM168 113V112H167ZM187 113V112H186ZM230 113H232V112H230ZM177 114V113H176ZM181 114V113H180ZM184 114V113H183ZM226 114H228V113H226ZM259 114V113H258ZM258 114H257V116H258ZM152 115V114H151ZM189 115H191V114H189ZM223 115V114H222ZM225 115V114H224ZM235 115H237V114H235ZM240 115H242V114H240ZM243 115V116H244ZM248 115L249 114H247V115H245V116H247V118L248 119H250L251 117H252V115H250L249 117H248ZM122 116V115H121ZM175 116V115H174ZM191 116H193V115H191ZM198 116V115H197ZM226 116H228V115H226ZM230 116V115H229ZM232 116V115H231ZM234 116V115H233ZM232 116V117H233ZM239 116V115H238ZM238 116H236V118L238 117ZM260 116V115H259ZM262 116H263V114H262ZM115 117V116H114ZM169 117V116H168ZM178 117V116H177ZM180 117V116H179ZM231 117V118H232ZM235 117V116H234ZM261 117V116H260ZM264 117V116H263ZM133 118V117H132ZM174 118V117H173ZM183 118V117H182ZM191 118H193V117H191ZM238 118H240V117H238ZM237 118V120H235L236 122L239 120V122L240 123H242V125H243V121H240V119H238ZM160 119V118H159ZM180 119V118H179ZM186 119V118H185ZM188 119H190V118H188ZM195 119H196V117H195ZM244 119V118H243ZM252 119V118H251ZM250 119V121H248L246 118L244 119L245 121L247 120V122L248 123H250L251 125H250V127H249V124H247L248 125V131H247V128H246V124L244 123V127L246 128V130L245 131H243V133H245V132H247V134H242V135H244V137H242V135L241 136H239L240 138H238V136H236L237 137V141L236 142H240V143H238L237 144V146L239 145V144H241V145H243L242 147V149L240 150V151H242V150H246L245 152H247V149L249 150H254V152L255 151H257V149L256 148H258V146L256 145V143H255V141L256 140H258V139H256V138H258V137H256V135L255 134H257L258 136L261 134L262 135V137H264V125H260V122H259V124L257 125V126H255V125H253V127H255V128H253L252 127V123L253 124H255V122H253L252 120ZM256 119V118H255ZM122 120V119H121ZM131 120V119H130ZM200 120V119H199ZM203 120V119H202ZM212 120V119H211ZM241 120H242V117H241ZM261 120V119H260ZM160 121V120H159ZM170 121V120H169ZM186 121V120H185ZM191 121V120H190ZM204 121V120H203ZM227 121V120H226ZM255 121V120H254ZM257 121V120H256ZM262 122H264V120H261ZM128 122V121H127ZM192 122V121H191ZM190 122V123H191ZM218 122V121H217ZM231 122V121H230ZM202 123V122H201ZM211 123V122H210ZM223 123V122H222ZM238 123V122H237ZM236 123V124H237ZM256 123H258V122H256ZM129 124V123H128ZM174 124V123H173ZM195 124H196V122H195ZM200 124V123H199ZM204 124V123H203ZM225 124V123H224ZM232 124V123H231ZM236 124H232V125H236ZM137 125V124H136ZM198 125V124H197ZM201 125V124H200ZM208 125H210V124H208ZM226 125H229V124H226ZM225 125V126H226ZM238 125V124H237ZM125 126H127V125H125ZM192 126V125H191ZM212 126H214V125H212ZM262 126H263V128H262ZM201 127H203V126H201ZM207 127V126H206ZM211 127V126H210ZM217 127V126H216ZM215 127V128H216ZM239 127V126H238ZM144 128V127H143ZM192 128V127H191ZM213 128V127H212ZM226 128H228V127H226ZM232 128V127H231ZM142 129V128H141ZM149 129V128H148ZM183 129V128H182ZM218 129V128H217ZM229 129V128H228ZM234 129H235V126H234ZM240 129V128H239ZM244 129V128H243ZM151 130V129H150ZM209 130V129H208ZM213 130V129H212ZM236 130V129H235ZM190 131V130H189ZM214 131V130H213ZM227 131V130H226ZM228 131H230V130H228ZM242 131V130H241ZM201 132V131H200ZM239 132H240V130H239ZM251 134H250V133ZM156 133V132H155ZM180 133V132H179ZM212 133V132H211ZM221 133H223V132H221ZM240 133H242V132H240ZM255 133V134H254ZM213 134V133H212ZM220 134V133H219ZM224 134V133H223ZM237 134H239V133H237ZM146 135H147V133H146ZM152 135V134H151ZM193 135V134H192ZM191 135V136H192ZM240 135V134H239ZM245 135H252V137H246L245 138ZM255 135V136H254ZM165 136V135H164ZM195 136V135H194ZM218 136V135H217ZM170 137V136H169ZM254 137H256L254 140H253V138ZM218 138V137H217ZM228 138V137H227ZM233 138V137H232ZM163 139V138H162ZM173 139V138H172ZM190 139V138H189ZM224 139V138H223ZM234 139H235V136H234ZM264 139V138H263ZM228 140V139H227ZM260 140V139H259ZM166 141V140H165ZM208 141V140H207ZM215 141V140H214ZM234 141V140H233ZM232 141V142H233ZM261 141H262V138H261ZM264 141V140H263ZM178 142V141H177ZM235 142V141H234ZM235 142V143H236ZM259 142V141H258ZM162 143V144H161ZM213 143V142H212ZM264 143V142H263ZM169 144V143H168ZM219 144V143H218ZM232 144V143H231ZM261 144V143H260ZM227 145V144H226ZM234 145V144H233ZM232 145V146H233ZM170 146V145H169ZM208 147V146H207ZM236 148V147H235ZM246 148V149H245ZM259 148H262V147H259ZM264 148V147H263ZM211 149V148H210ZM218 150V149H217ZM259 150V149H258ZM261 151V150H260ZM197 152V151H196ZM227 152H228V150H227ZM253 152V153H254ZM195 153V152H194ZM203 153V152H202ZM244 153V152H243ZM249 153H250V151H249ZM261 153V152H260ZM239 154H240V152H239ZM248 154V153H247ZM251 154V153H250ZM254 155V154H253ZM252 155V156H253ZM228 156V155H227ZM235 156V155H234ZM249 157V156H248ZM255 157V156H254ZM234 158V157H233ZM261 158V157H260ZM232 159V158H231ZM251 159V158H250ZM257 160L259 159L258 157L256 158ZM246 160V159H245ZM261 160V159H260ZM264 160V159H263ZM244 162V161H243ZM246 162V161H245ZM251 163H252V161H251ZM262 163V162H261ZM260 163V164H261ZM217 164V163H216ZM219 164V163H218ZM254 164V163H253ZM209 165V164H208ZM216 166V165H215ZM228 173V172H227ZM228 176V175H227ZM245 182V181H244ZM248 183V182H247ZM248 188V187H247ZM258 190V189H257ZM255 191V190H254ZM257 192V191H256ZM258 193H260V192H258Z\"/></svg>",
  "mask_w": 264,
  "mask_h": 264
}]
</instances>
